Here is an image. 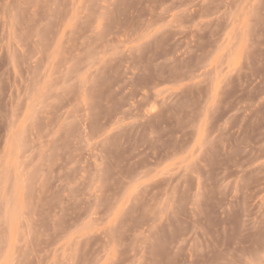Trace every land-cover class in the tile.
<instances>
[{
	"label": "rangeland",
	"instance_id": "374dc122",
	"mask_svg": "<svg viewBox=\"0 0 264 264\" xmlns=\"http://www.w3.org/2000/svg\"><path fill=\"white\" fill-rule=\"evenodd\" d=\"M0 264H264V0H0Z\"/></svg>",
	"mask_w": 264,
	"mask_h": 264
}]
</instances>
